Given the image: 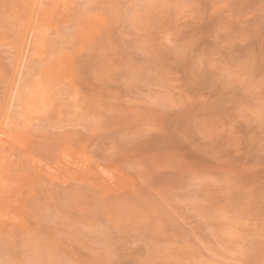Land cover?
Returning a JSON list of instances; mask_svg holds the SVG:
<instances>
[{"label": "rangeland", "instance_id": "obj_1", "mask_svg": "<svg viewBox=\"0 0 264 264\" xmlns=\"http://www.w3.org/2000/svg\"><path fill=\"white\" fill-rule=\"evenodd\" d=\"M0 264H264V0H0Z\"/></svg>", "mask_w": 264, "mask_h": 264}]
</instances>
